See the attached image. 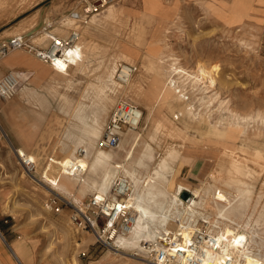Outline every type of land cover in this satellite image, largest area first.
I'll use <instances>...</instances> for the list:
<instances>
[{
    "label": "rangeland",
    "instance_id": "obj_1",
    "mask_svg": "<svg viewBox=\"0 0 264 264\" xmlns=\"http://www.w3.org/2000/svg\"><path fill=\"white\" fill-rule=\"evenodd\" d=\"M44 1L0 0V42L15 34H24L37 45L47 46V34L65 36L72 25L67 16L71 9L55 19H39L37 9ZM156 5L162 11L157 12L150 24L149 14L139 16L134 9H130L131 14L127 13L124 1L111 0L87 22L98 34L94 36L95 41L87 44L80 35L79 43L84 47L82 57L77 65L68 67L67 74L56 72L49 64L44 66L46 62L24 49L11 50L0 58V62L11 67L21 62L20 55L25 54L29 59L25 58L24 62L31 65L25 66L27 73L14 71L21 73L20 88L10 98L0 99V109L17 136L15 139L0 120V231L3 232L0 243L9 247L10 255L11 250L19 248L15 263L29 264L34 256L43 264H154L142 249L143 240L141 249L117 250V245L111 248L96 241L89 229L75 228L70 214L77 204L68 202L71 200L67 195L38 180L51 158L61 159L72 150L76 140L90 128L95 114H99L103 127L120 98L144 111L139 126L133 131L141 132V142L149 143L153 158L145 159L137 168L141 175L153 171L166 158L173 170L169 188L174 191L176 184L189 188L186 179L197 169L198 157L207 151L217 156L212 158L209 174L195 188L200 189L204 200L197 206L198 213L193 219L206 216L212 221L215 218L224 204L213 199V188L223 189L230 197L235 193L223 185L228 177H232L235 186L250 187V192L241 198H244L243 204L230 215L229 221L239 224L257 196L264 203V124L248 129V134L240 139L237 130L229 127L224 130L216 124L226 114V107L242 114L255 110L264 113V0H179L178 3L173 0ZM104 28L106 35L102 33ZM163 53L170 55L162 63L164 68L175 56L188 70L200 63L212 79L211 87L205 91L198 89L195 95L187 93L195 111L199 112L194 120L190 116L173 117L181 108L175 101L164 104L159 93L161 82L153 77L152 70L145 68L149 60L159 63ZM11 56L15 58L13 61L6 60ZM118 64L136 67L137 75L130 82L121 81L115 75ZM36 72L43 75L35 78ZM26 89L35 93L29 95ZM105 105L107 111L101 115ZM150 108L155 113L147 118ZM122 134L124 139L130 137L129 133ZM15 147H23L36 156L31 170L17 158L13 152ZM229 149L233 152H225ZM140 151L141 147H136L135 156ZM222 152H225V167L219 173ZM231 157L238 159L239 171L232 169L230 164L235 159ZM206 187L211 191L204 192ZM189 189L181 190L178 196L184 200L182 194L186 193L190 197L194 189ZM90 196L84 195L81 203ZM171 224L168 229L174 230L175 223ZM48 236H53L52 248L41 252ZM15 241L22 246L10 244ZM261 246L254 247V251L257 253L260 248V254L264 255V246Z\"/></svg>",
    "mask_w": 264,
    "mask_h": 264
},
{
    "label": "bare ground",
    "instance_id": "obj_2",
    "mask_svg": "<svg viewBox=\"0 0 264 264\" xmlns=\"http://www.w3.org/2000/svg\"><path fill=\"white\" fill-rule=\"evenodd\" d=\"M157 12L158 5H155L152 7L149 14L150 24L155 20ZM82 50L83 49L81 48H75L69 51L67 58L69 63H66L63 59H58L53 66L49 65L56 72L67 74L68 67L77 65L78 61L81 59ZM74 55L78 56L79 60L76 59ZM168 56L170 55L163 53L158 59L159 63H154L152 60H149L145 65V68L147 71L152 70L153 77L161 82L159 93L164 99V104L169 105L175 101L181 108L178 113L173 114V117L178 118L180 116L181 118H185L190 116V119L194 120L196 119V116L199 115V112L198 110L195 111L193 101L189 99L187 93L194 94L198 89L200 92L201 90L205 91L211 87L212 79H210L207 72L204 71V68L200 63L196 64L192 70H188L180 63L179 58L175 56H172L171 61L167 64V67L164 68L162 63ZM121 66V71H117L115 75L123 80L133 79L138 73L136 67L124 64H121ZM29 93L32 95L34 94V91H29ZM213 99L210 98V101H213ZM223 102L224 101H222V103ZM226 103H228V100ZM106 107L107 105L102 109L101 115L106 113ZM237 111L230 107H226V114H222V118L217 120L216 124L223 126L224 130L228 127L237 130L239 134L238 139L245 136V134H248V129L253 128L254 130L256 129L254 127L258 126V124H264V113L262 112L255 110L254 113L248 112L242 114ZM154 113L155 111L150 108L148 110L147 118ZM98 115V113L94 115L90 128L76 140L72 150L65 154L61 159L55 160L51 158L50 162L42 168L40 178L37 179L46 182L50 189L59 192V194L63 193L67 195V197H69L67 199L71 200L68 202H75L77 204L76 207H82L83 203H81V198L86 194L108 195L112 200H115V196L109 191L113 177L118 174L127 176L130 180V191L127 196H124V199L126 200V203L133 208L132 210L135 221L127 234L119 235L115 240L116 245L119 246L117 250H124L125 248L141 249V240L156 241L157 238L161 236L162 231L170 230L168 229V226H170L172 222L175 223V229L172 231H180L183 236L188 237L194 229L188 221L193 219L198 213L197 206L203 204L204 198L203 194L199 193L200 189H194L188 200H183L178 196L181 190L186 189L185 185L176 184L174 185V191H172V188H169V184L170 175L173 170L166 158H162L153 171L141 175L137 168L144 164L145 159L151 161L153 155L150 152L151 147L149 143L141 142L140 131L135 132L133 131L134 129H127L123 133L124 135L129 133L130 137L124 139V136H122L115 148L111 150H105L102 148L96 149L94 143L96 142L102 128L99 120L100 117ZM142 129H145V127ZM148 136H150V133ZM233 138L235 139L236 137L233 136ZM136 147H141L138 156H135ZM252 150H255L257 153L260 152V149L258 148H252ZM227 151L231 153L233 152L231 149L225 150V152ZM13 152H15L17 158L20 159L22 163L26 160H30L36 164L37 159L34 154L27 153L20 147H15ZM225 152L220 154V160L222 162L219 163V173L222 172L225 167ZM250 152L251 151H249V153ZM234 159L235 160L230 165L233 170L237 171L239 169V164L236 162L238 159ZM52 168H56L53 174L50 173ZM242 175H245V173H242ZM217 179H220V177ZM223 185L233 189L235 193L232 194V197H230L226 191L217 186L213 188L212 195L216 202L224 204L218 210L219 216L229 219L227 215H233L235 210L243 204L244 198H241L245 192H250V187L249 185H246L245 187L235 186L232 177L225 179ZM203 190L206 192L210 189L206 187ZM212 222H214V219ZM220 227L222 231L220 233V238H222L221 240H223V243L221 244V251L215 252L213 256V264H222L225 256L240 257L241 264H264V258L258 256L254 251V247L256 248L261 245L258 244L255 239L258 234H260L259 230L261 229V224L256 218H252V216L248 214L243 217L239 224L230 219L229 222L222 221ZM238 236L245 237L246 240L248 239L247 245L243 248H240L238 245ZM52 237L53 236L47 237L46 240L48 243L40 249L41 252L49 251L52 248L54 240ZM17 256L16 250H11L12 260H15ZM29 262L30 264H43L40 263L39 260H36L34 256H32V259H30ZM154 264L156 263L154 262Z\"/></svg>",
    "mask_w": 264,
    "mask_h": 264
},
{
    "label": "built area",
    "instance_id": "obj_3",
    "mask_svg": "<svg viewBox=\"0 0 264 264\" xmlns=\"http://www.w3.org/2000/svg\"><path fill=\"white\" fill-rule=\"evenodd\" d=\"M111 0H80V6L71 9L67 16L72 20L71 27L65 36L54 33L47 34V46H39L24 34H15L6 41L0 42V58L11 50L24 49L34 53V55L50 65H54L58 59L68 61L69 51L80 49V26L87 24L93 15L100 13L105 5ZM79 60L78 56L74 55ZM119 72L122 69L118 64ZM118 72V74H119ZM118 77V76H117ZM130 82L133 79L123 80ZM23 82L21 73L7 71L0 77V99L10 98L20 88ZM144 111L138 105L129 103L120 98L113 105L107 121L101 128V132L95 142L98 148L113 149L117 146L125 128L136 129L143 117ZM23 165L31 170L34 163L26 160ZM110 193L115 196L112 200L108 195L94 194L82 205H73L70 214L71 224L77 228H87L95 236L96 241L114 248L115 240L119 235L127 234L135 221L133 208L126 203L124 196L130 191V180L123 174L113 177ZM185 197L184 200H188ZM55 205V201L52 202ZM48 207H52L48 205ZM59 210V207H56ZM230 218V215H227ZM220 222H229V219L216 214L214 222L209 217L200 216L198 219L188 221L194 227L188 237L180 231H163L156 241L143 240L142 249L147 252L151 261L156 264H213L215 252L221 251ZM220 230V231H219ZM3 232L0 231V236ZM239 247L243 248L247 244L245 237H237ZM149 260V261H150ZM222 264H241L240 257L225 256Z\"/></svg>",
    "mask_w": 264,
    "mask_h": 264
},
{
    "label": "crops",
    "instance_id": "obj_4",
    "mask_svg": "<svg viewBox=\"0 0 264 264\" xmlns=\"http://www.w3.org/2000/svg\"><path fill=\"white\" fill-rule=\"evenodd\" d=\"M121 2L124 1V9H128L127 13H130V9H134V12H136V15L141 16L142 14H150V8L153 6V4L162 3L165 4L167 1L173 2V0H119ZM179 0H174V2L178 3ZM247 1H257V0H247ZM128 2H131L132 5H130ZM125 3H128L129 5H125ZM138 4V5H136ZM80 6V0H45L44 3L37 9L38 14L40 15L39 19H55L58 18L63 13H66L69 9H76ZM162 10H158V13H161ZM159 15V14H158ZM163 15V14H162ZM46 23V21H44ZM104 35L108 34L106 28H104L103 32ZM98 34V31L92 26L91 23L86 24L84 26H80V35L83 36L84 40L83 42L89 43L92 41H95L94 36ZM81 45V44H80ZM82 48V45H81ZM23 57L21 62H17L16 64L9 67L8 65H5L3 62H0V75L5 73L8 70L13 71H22L25 72V66H31L28 63L26 64L24 62V59H29V56L22 54L20 55V58ZM31 58V57H30ZM15 58L13 56L8 57L6 60L13 61ZM33 59V58H32ZM35 60V59H34ZM45 63L44 66H46ZM28 68V67H27ZM28 70V69H27ZM27 73V72H25ZM43 74L41 72H36L35 78H40ZM29 91L34 90H27L26 92L30 95ZM35 93V92H34ZM0 120H2L8 127L10 134L17 139L16 134L14 133L13 129L11 128V125L5 115V113L0 109ZM24 149L23 147H20ZM25 150V149H24ZM26 151V150H25ZM201 157H198L197 160V169L192 170V175H189L186 179V183L189 185V188L195 189L198 185L203 182V180L206 178L207 174H209L210 168H211V161L212 158L217 159V156L211 155L209 151L204 152ZM200 159V160H199ZM195 162V160H194ZM189 188H186L188 191H190ZM261 199L254 198L252 205L249 208V211L243 215L250 214L252 218H256L258 222L261 224V229L259 230L258 236L256 237V241L259 244H264V203H260ZM243 217L241 218L240 222L242 221ZM3 236V235H2ZM0 236V240L2 239ZM12 245H21L17 241L10 243ZM264 246V245H262ZM261 246V247H262ZM13 247V246H12ZM258 248V247H257ZM260 249V248H259ZM257 251L258 256H261L264 258V255L260 254V251ZM15 250H19V248H15ZM32 259V257L30 258ZM0 264H17L15 263L10 255V250L8 246H2L0 243ZM25 264V263H21ZM30 264V263H29Z\"/></svg>",
    "mask_w": 264,
    "mask_h": 264
},
{
    "label": "water",
    "instance_id": "obj_5",
    "mask_svg": "<svg viewBox=\"0 0 264 264\" xmlns=\"http://www.w3.org/2000/svg\"><path fill=\"white\" fill-rule=\"evenodd\" d=\"M182 197L185 198V197H186V193H183V194H182Z\"/></svg>",
    "mask_w": 264,
    "mask_h": 264
}]
</instances>
